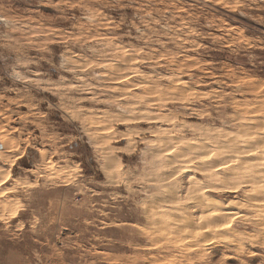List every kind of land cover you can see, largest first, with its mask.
<instances>
[{
	"label": "rangeland",
	"instance_id": "1",
	"mask_svg": "<svg viewBox=\"0 0 264 264\" xmlns=\"http://www.w3.org/2000/svg\"><path fill=\"white\" fill-rule=\"evenodd\" d=\"M0 264H264V0H0Z\"/></svg>",
	"mask_w": 264,
	"mask_h": 264
},
{
	"label": "bare ground",
	"instance_id": "2",
	"mask_svg": "<svg viewBox=\"0 0 264 264\" xmlns=\"http://www.w3.org/2000/svg\"><path fill=\"white\" fill-rule=\"evenodd\" d=\"M229 192V191H228ZM259 197H261V196H259ZM263 198V197H262ZM214 217V219H215V221L213 220V223H214V225L217 227V230L218 229H223V230H225V232L227 231V230H229V229H231V228H229V224H227V223H225V225L224 226H221L220 224H217L218 222H217V220H219V218H217L218 216H215V214L213 215ZM221 216V215H220ZM223 220V219H222ZM216 222V223H215Z\"/></svg>",
	"mask_w": 264,
	"mask_h": 264
},
{
	"label": "clouds",
	"instance_id": "3",
	"mask_svg": "<svg viewBox=\"0 0 264 264\" xmlns=\"http://www.w3.org/2000/svg\"><path fill=\"white\" fill-rule=\"evenodd\" d=\"M205 199H207V198H205Z\"/></svg>",
	"mask_w": 264,
	"mask_h": 264
}]
</instances>
